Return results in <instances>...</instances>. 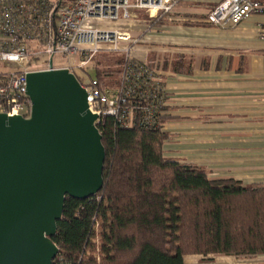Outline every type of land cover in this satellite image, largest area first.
<instances>
[{
  "label": "trees",
  "instance_id": "1",
  "mask_svg": "<svg viewBox=\"0 0 264 264\" xmlns=\"http://www.w3.org/2000/svg\"><path fill=\"white\" fill-rule=\"evenodd\" d=\"M109 72H97L104 88ZM101 131L103 188L86 200L66 197L52 238L60 249L53 264H185L187 255H264L263 184L214 179L199 165L167 158L162 128L124 127L110 117Z\"/></svg>",
  "mask_w": 264,
  "mask_h": 264
},
{
  "label": "crops",
  "instance_id": "2",
  "mask_svg": "<svg viewBox=\"0 0 264 264\" xmlns=\"http://www.w3.org/2000/svg\"><path fill=\"white\" fill-rule=\"evenodd\" d=\"M219 1L176 0L161 24L115 30L134 41L122 47L148 45L135 58L158 71L166 90L165 156L199 165L214 179L264 185V13L223 29L205 22ZM185 264H264V255H187Z\"/></svg>",
  "mask_w": 264,
  "mask_h": 264
},
{
  "label": "built area",
  "instance_id": "3",
  "mask_svg": "<svg viewBox=\"0 0 264 264\" xmlns=\"http://www.w3.org/2000/svg\"><path fill=\"white\" fill-rule=\"evenodd\" d=\"M136 10L155 21L175 12L176 0H0V113L30 117L28 74L50 69L56 55L81 56L76 66L57 67L53 62V69L68 68L76 75L75 68H85L103 44H111L124 55L114 92L103 90L99 79L86 72L76 75L88 93L90 111L97 115L96 126L102 133L111 117L124 127L161 129L168 98L158 71L132 55L133 45L121 49V42L131 43L129 33L91 24L128 20ZM262 13L264 0H220L207 12L205 22L229 29ZM41 57L49 62L39 63Z\"/></svg>",
  "mask_w": 264,
  "mask_h": 264
},
{
  "label": "water",
  "instance_id": "4",
  "mask_svg": "<svg viewBox=\"0 0 264 264\" xmlns=\"http://www.w3.org/2000/svg\"><path fill=\"white\" fill-rule=\"evenodd\" d=\"M28 74L31 115L0 113V264H53L66 197L104 185L106 151L88 93L68 68Z\"/></svg>",
  "mask_w": 264,
  "mask_h": 264
},
{
  "label": "rangeland",
  "instance_id": "5",
  "mask_svg": "<svg viewBox=\"0 0 264 264\" xmlns=\"http://www.w3.org/2000/svg\"><path fill=\"white\" fill-rule=\"evenodd\" d=\"M131 2H135V0H131ZM145 22L149 23V16L143 10H136L133 12V17L124 20L121 19L119 21H109V20H98L91 21L94 27L101 28H111V29H119V30H130L135 24H144ZM129 27V28H128ZM125 32V31H122ZM128 45L127 47H129ZM101 50L95 55L93 62L91 61L85 68L79 69L75 68L74 71L78 77L84 75V73H88L91 77H96L97 72H103L106 74V71H110L109 75L105 76V87L108 90L114 92L119 85L121 79V69L122 63L124 60V55L122 51H115L113 45L111 44H103L101 46ZM121 49L124 48L120 45ZM148 45L145 43H137L133 45L132 55L135 57L138 52L145 51ZM81 56H67V55H56L53 59L54 65L59 66H67L74 65L80 61ZM49 62V59L46 57H41L39 63ZM96 232H99V224L96 225Z\"/></svg>",
  "mask_w": 264,
  "mask_h": 264
}]
</instances>
